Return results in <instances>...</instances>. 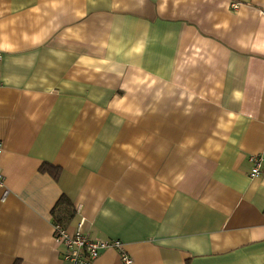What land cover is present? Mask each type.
<instances>
[{"label": "crops", "instance_id": "crops-1", "mask_svg": "<svg viewBox=\"0 0 264 264\" xmlns=\"http://www.w3.org/2000/svg\"><path fill=\"white\" fill-rule=\"evenodd\" d=\"M0 173V264H264V0H0Z\"/></svg>", "mask_w": 264, "mask_h": 264}, {"label": "built area", "instance_id": "built-area-1", "mask_svg": "<svg viewBox=\"0 0 264 264\" xmlns=\"http://www.w3.org/2000/svg\"><path fill=\"white\" fill-rule=\"evenodd\" d=\"M232 9H237L235 4L231 5ZM252 165L249 177L257 178L261 175L262 159L258 156L249 158ZM3 186V177L0 173V187ZM54 240L63 248L62 258L71 264H92L98 255L110 247H119V242L97 241L87 238L81 231V224L76 231L69 234L61 225L55 224L53 227ZM124 264H131V260L122 255Z\"/></svg>", "mask_w": 264, "mask_h": 264}, {"label": "trees", "instance_id": "trees-1", "mask_svg": "<svg viewBox=\"0 0 264 264\" xmlns=\"http://www.w3.org/2000/svg\"><path fill=\"white\" fill-rule=\"evenodd\" d=\"M41 171L43 172V173H48L55 181L58 179V176H59V173H60V171H59V169H57V168H55V167H50V166H44L42 169H41ZM65 203H66V200L64 199V197H62L59 201H58V203L56 204V206H55V209H57L58 207H60V206H64L65 205ZM54 209V210H55ZM17 264V263H16Z\"/></svg>", "mask_w": 264, "mask_h": 264}]
</instances>
